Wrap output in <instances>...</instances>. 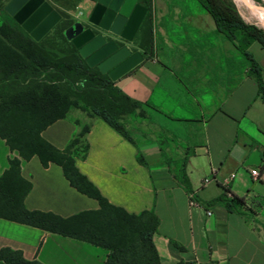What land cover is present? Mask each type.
Returning <instances> with one entry per match:
<instances>
[{
	"label": "crops",
	"instance_id": "crops-1",
	"mask_svg": "<svg viewBox=\"0 0 264 264\" xmlns=\"http://www.w3.org/2000/svg\"><path fill=\"white\" fill-rule=\"evenodd\" d=\"M44 1L73 21L88 20L94 7L90 0ZM150 7L151 52L115 86L141 104L153 132L141 148L133 134L132 144L85 115L88 149L75 166L109 204L156 216L160 264H264V49L248 48L260 90L250 61L197 0H150ZM81 122L67 115L41 137L64 150ZM12 158L20 159L0 138V177ZM20 174L31 185L28 211L65 219L98 209L55 164L20 159ZM225 199L242 204L227 207ZM2 248L39 264H106L107 257L103 248L0 218Z\"/></svg>",
	"mask_w": 264,
	"mask_h": 264
},
{
	"label": "trees",
	"instance_id": "trees-1",
	"mask_svg": "<svg viewBox=\"0 0 264 264\" xmlns=\"http://www.w3.org/2000/svg\"><path fill=\"white\" fill-rule=\"evenodd\" d=\"M197 1L210 15L217 31L250 61L252 74L261 90L257 68L248 48L257 43L264 49V30L245 22L232 0ZM139 3L146 8V14L134 39L142 34L140 49L146 56L152 48L150 0H139ZM70 24L68 22L66 25ZM64 29L62 37L67 41L63 35ZM76 52L72 47L66 56L53 59L39 45V41L35 42L14 27H0V83L36 77L52 70L61 75L57 81L65 80L67 84L71 82L68 76L75 74L76 78L82 77L99 87L96 91L99 99L95 104L92 100L94 90L72 92L66 84L67 87L60 88L43 80L34 82L31 79L26 86L8 95L0 94V138L22 160L27 161L35 156L44 168L50 163L59 166L69 185L96 200L98 209L80 212L65 219L52 213L28 211L24 206V198L31 185L21 177L20 159L12 158L8 170L0 177V218L103 248L107 251L106 264H160L152 240L158 225L156 216L147 211L138 215L128 214L109 204L76 168L74 159H83L87 153L85 135L88 126L81 128L64 150L56 149L41 137V132L48 126L64 119L71 108H76L88 117L100 118L133 144L121 118L139 111L141 104L123 94L106 74H101L95 67H88ZM138 161L143 164L140 156ZM224 202L227 207L233 203L242 204L241 200L233 199H225ZM0 264L39 263L26 261L18 251L2 248Z\"/></svg>",
	"mask_w": 264,
	"mask_h": 264
},
{
	"label": "water",
	"instance_id": "water-1",
	"mask_svg": "<svg viewBox=\"0 0 264 264\" xmlns=\"http://www.w3.org/2000/svg\"><path fill=\"white\" fill-rule=\"evenodd\" d=\"M94 7L88 17L92 26L73 23L63 35L90 67H96L112 82L127 74L143 60L139 52L131 53L124 45L103 33L124 42H132L146 14L138 0H90ZM19 11L15 13V10ZM5 11L35 41H40L59 21L60 15L44 0H11ZM95 30V31H94Z\"/></svg>",
	"mask_w": 264,
	"mask_h": 264
},
{
	"label": "rangeland",
	"instance_id": "rangeland-1",
	"mask_svg": "<svg viewBox=\"0 0 264 264\" xmlns=\"http://www.w3.org/2000/svg\"><path fill=\"white\" fill-rule=\"evenodd\" d=\"M11 0H0V27L1 26H10L18 29L21 31L23 34L28 35L22 29L18 26V24L13 20V18L5 11V6L10 2ZM235 6L237 7L238 11L240 12L241 17L243 20L249 24H254L256 27L264 30V0H252L253 2L252 5L254 7V11L252 12V15H250L246 9V7L242 6L237 2V0H232ZM82 11V10H79ZM63 18L67 19L68 21H61L59 22L48 34H46L40 41L39 45L46 50V53L49 54L53 59H59L62 58L63 56H66L69 51L72 49V44L68 41H65L62 37V29L66 27V24L68 22H79L85 27H91L92 26L88 23V21L85 19L83 21H73L70 20V16L67 15L64 12L58 11ZM95 31V30H94ZM106 38L110 37L118 44L124 45L128 48V50L132 53L134 52H139L142 54V51L140 49V45H142V34L138 36V38L133 39L132 42H124L120 40L119 38L115 36H111L109 34L103 33ZM29 36V35H28ZM146 34L144 35V37ZM30 37V36H29ZM31 38V37H30ZM32 39V38H31ZM33 40V39H32ZM254 44V43H253ZM74 48V47H73ZM256 49H253V52H255ZM76 54L79 56L78 52ZM87 65V64H86ZM88 66V65H87ZM89 67V66H88ZM61 75L59 72H55L50 70L48 72L42 73L38 76H30L27 78H20V79H10L6 80L0 83V94L2 95H8L11 92L22 88L26 86L27 82L29 80H34V82L38 81H45L46 83L54 84L56 86H60L62 88L66 84L65 80L57 81L58 78H60ZM71 79V82L67 83L72 92H88L94 90V95L92 94L93 97V103L95 104L98 99L99 95L96 92L99 87L93 86L91 83L88 81L83 80L81 78H76L77 76L75 74H72L68 76ZM65 82V83H64ZM67 87V86H65ZM64 88V87H63ZM72 99H75L74 96H72ZM80 105L82 103L78 100L75 99ZM67 115L71 117H77L81 118L82 117V122L79 126V131L81 128L87 126L86 121L83 119V116L86 115L85 112L80 111L79 109L76 108H71ZM122 123L125 125L126 129L130 134L134 135V138L137 140L138 145L142 148L143 146H146L147 144V133H152L153 130L148 127V118H147V113L146 111L140 109L139 111H133L129 114H126L122 116L121 118ZM152 124V123H151ZM78 131V132H79ZM156 139L162 143V138L161 136H158Z\"/></svg>",
	"mask_w": 264,
	"mask_h": 264
},
{
	"label": "built area",
	"instance_id": "built-area-1",
	"mask_svg": "<svg viewBox=\"0 0 264 264\" xmlns=\"http://www.w3.org/2000/svg\"><path fill=\"white\" fill-rule=\"evenodd\" d=\"M250 175H251V177H252L254 180H256V179L258 178V172H257V170H256V169H252V170H250ZM209 182H210L209 179H204V180H203V184H208ZM190 197H191V196H190ZM190 204L193 205L194 202H193L192 200H190ZM206 215H207V216H210V215H211V211H207V212H206Z\"/></svg>",
	"mask_w": 264,
	"mask_h": 264
},
{
	"label": "bare ground",
	"instance_id": "bare-ground-1",
	"mask_svg": "<svg viewBox=\"0 0 264 264\" xmlns=\"http://www.w3.org/2000/svg\"><path fill=\"white\" fill-rule=\"evenodd\" d=\"M237 2L241 4L242 6L246 7L248 13L252 15V12L254 11V7L251 3L253 2L252 0H237Z\"/></svg>",
	"mask_w": 264,
	"mask_h": 264
},
{
	"label": "flooded vegetation",
	"instance_id": "flooded-vegetation-1",
	"mask_svg": "<svg viewBox=\"0 0 264 264\" xmlns=\"http://www.w3.org/2000/svg\"><path fill=\"white\" fill-rule=\"evenodd\" d=\"M53 10H54V9H53ZM18 11H19V8H18L17 10H15V13L18 12ZM56 12H57V11H56ZM57 13H58V12H57ZM58 14H59L60 17H61L59 22H61V21H68L67 19L63 18L62 15H61L60 13H58ZM11 17L13 18V16H11ZM13 20H14V18H13ZM14 21H15V20H14ZM59 22H58V23H59ZM58 23H57V24H58ZM57 24H56V25H57ZM72 24H73V23H72ZM72 24H70V25H66L64 31H65L67 28H69ZM56 25H55V26H56ZM18 26L22 29V31H24L23 28H22V26H21L20 24H18ZM55 26H54V27H55ZM54 27H53V28H54ZM53 28H52V29H53ZM84 28H88V27H85V26H84ZM52 29H51V30H52ZM51 30H50V31H51ZM50 31H49V32H50ZM64 31H63V32H64ZM24 32H25V31H24ZM49 32H48V33H49ZM25 33H26V32H25ZM48 33H47V34H48ZM28 35H29V34H28ZM67 41H68V40H67ZM121 46H122V45H120V47H121ZM131 53H132V52H131ZM95 68H96V67H95ZM96 69H97V68H96Z\"/></svg>",
	"mask_w": 264,
	"mask_h": 264
}]
</instances>
